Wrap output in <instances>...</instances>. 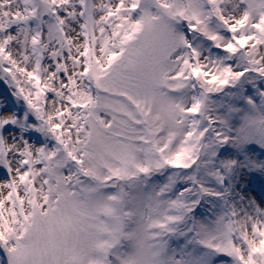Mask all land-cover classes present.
Instances as JSON below:
<instances>
[{"label": "snow or ice", "instance_id": "1", "mask_svg": "<svg viewBox=\"0 0 264 264\" xmlns=\"http://www.w3.org/2000/svg\"><path fill=\"white\" fill-rule=\"evenodd\" d=\"M0 264H264V0H0Z\"/></svg>", "mask_w": 264, "mask_h": 264}, {"label": "water", "instance_id": "2", "mask_svg": "<svg viewBox=\"0 0 264 264\" xmlns=\"http://www.w3.org/2000/svg\"><path fill=\"white\" fill-rule=\"evenodd\" d=\"M0 87H1V88H5V86H4L3 84H0Z\"/></svg>", "mask_w": 264, "mask_h": 264}, {"label": "rangeland", "instance_id": "3", "mask_svg": "<svg viewBox=\"0 0 264 264\" xmlns=\"http://www.w3.org/2000/svg\"><path fill=\"white\" fill-rule=\"evenodd\" d=\"M4 92V90H0V93H3Z\"/></svg>", "mask_w": 264, "mask_h": 264}]
</instances>
